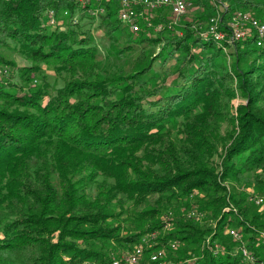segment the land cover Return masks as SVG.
Here are the masks:
<instances>
[{
	"label": "trees",
	"instance_id": "1",
	"mask_svg": "<svg viewBox=\"0 0 264 264\" xmlns=\"http://www.w3.org/2000/svg\"><path fill=\"white\" fill-rule=\"evenodd\" d=\"M188 3L193 22L151 37L121 22L119 0H0V264H107L152 230L161 263L264 264V214L239 189L264 197V41L249 26L231 39L238 13L262 17L264 0ZM213 16L228 39L194 27ZM90 19L119 60L139 51L131 72L100 65Z\"/></svg>",
	"mask_w": 264,
	"mask_h": 264
},
{
	"label": "rangeland",
	"instance_id": "2",
	"mask_svg": "<svg viewBox=\"0 0 264 264\" xmlns=\"http://www.w3.org/2000/svg\"><path fill=\"white\" fill-rule=\"evenodd\" d=\"M197 9L196 7H194V4H189V10L188 13L186 14L185 17L181 18L180 20L176 21V26H182L187 22H193L195 16L197 15ZM146 18L148 19V21H150L151 23H153L154 25H165L166 23L169 24V22L173 21V17L171 16L170 11L166 8L163 9L161 11H157V12H145L144 13ZM254 16V15H253ZM261 15H258L256 13V15L254 17H258V20H262L264 21V16L259 17ZM97 17V16H96ZM261 18V19H260ZM98 19V18H97ZM97 19H90L89 21L84 20L82 22V24H84V26L86 28H89L93 31L94 37L96 38V44L99 47V57L98 60L100 61V65H102V67L106 68V69H110V70H116L118 67H124L126 72H131L134 66V63L136 62L138 56H139V51L133 53L131 56L127 57V59L125 60H119L118 58L115 57V55L111 52V47H112V42H110V40L107 38V35L105 34V30L101 27H99V23L97 21ZM153 20L155 21H159L160 23L155 24L153 22ZM163 22V24L161 23ZM208 22V21H207ZM206 21H202L199 22V24L195 25V28H199L201 23H204V25H208ZM233 23V22H232ZM166 24V25H167ZM156 26H153L150 30H149V34L151 37H157L159 35V31L155 30ZM245 30H249L248 27L245 28ZM117 36L119 37V33H117ZM124 39L120 40L119 42H123ZM118 42V41H117ZM116 44V42H115ZM156 52L159 53V48L156 49ZM3 56L7 59V60H11V61H15L16 64L18 66H27L29 65V63L22 58V56L14 51V50H4L2 51ZM233 63V59H230L229 57L226 60H223L221 62V64H226V65H230ZM173 64V63H172ZM3 66V65H1ZM5 66V65H4ZM6 67V66H5ZM160 66L158 64L157 69H159ZM47 73L51 74L50 76H54V71L52 70H47ZM10 77V76H9ZM9 77H6L4 79H7ZM172 79L174 78H170L168 80L169 85L172 83ZM171 86H173V84H171ZM174 88L171 87V91H173ZM234 106L235 108H237L240 103H241V99L240 97L236 98L233 100ZM259 173H250L248 175H246V177H249L250 180H254V178L260 174ZM254 181H252L253 183ZM240 191L245 192L247 194L250 195L249 197V203H254L259 207V212L264 214V202L261 203L260 200L262 199L261 196L262 194L260 192H258L257 188L254 186H247L246 184H243L242 186L239 187ZM264 198V197H263ZM264 200V199H263ZM197 210V209H194ZM180 215H185L186 217L193 219V218H197L196 221L198 222H202L203 219H205V214L200 213L198 215V211L197 213L192 212V210L189 211V209H183V211L180 213ZM175 216L174 212H169L166 215H164V231L166 230H172L173 229V222L172 219ZM232 230H237L236 228H231L229 233L230 235L233 237L234 241H243V237H245L244 233H240L238 231V237H234L231 234ZM162 234L159 233L158 230H152L151 235L149 237L143 238L140 240V243H138V245L136 244L134 246V248L131 250L129 248H123L122 250H115L114 252H110V260H122L125 261L124 263H126V260L133 255L137 254V251L140 250V254H138V263L137 264H198L199 262V257L198 256H193L192 258H189L187 261L185 262H176V261H169V262H165L163 261L161 263L162 260L166 259V252L163 249L161 243L158 241L159 235ZM209 242V241H208ZM160 244V245H159ZM209 244H213V246H211V251L213 253L216 254V252L218 250H220V244L218 242H209ZM176 245V247H175ZM149 246H154L153 250L150 251L147 255H143L144 250L147 248H149ZM181 244H173V249L174 251L179 250L180 249ZM144 249V250H143ZM244 254L246 252L245 255H247V250H243ZM156 257V258H155ZM160 262V263H159ZM106 264V263H105Z\"/></svg>",
	"mask_w": 264,
	"mask_h": 264
},
{
	"label": "built area",
	"instance_id": "3",
	"mask_svg": "<svg viewBox=\"0 0 264 264\" xmlns=\"http://www.w3.org/2000/svg\"><path fill=\"white\" fill-rule=\"evenodd\" d=\"M100 1V0H97ZM168 9L173 17V21L168 24V28L171 29L176 25V21L185 17L189 10L188 0H119V10H120V20L122 23L127 25L133 33L141 31L142 24L147 26V28H152L153 23L148 21L145 16V12H157L163 9ZM103 12V10H101ZM67 14V13H66ZM54 24V20L51 21ZM246 26L251 27L257 31L259 40L258 45L262 46L264 41V21L258 20V18L253 17L250 13H238L234 18L231 28L233 30L231 39L241 40L247 36ZM164 25H156V31H162ZM207 38L209 36L214 37L215 40L222 41L226 40L227 34L221 30L219 17L213 16L210 18L208 23V31L205 34ZM228 39V37H227ZM10 71L8 68L0 67V80L9 77ZM261 203L264 202L263 199L260 200ZM231 234L234 237H238V232L232 230ZM138 254L140 250L137 251L136 255L130 256L126 263L120 259L112 260L107 264H137ZM246 254V252H245ZM156 258V257H155ZM83 264H97L95 262H86Z\"/></svg>",
	"mask_w": 264,
	"mask_h": 264
}]
</instances>
